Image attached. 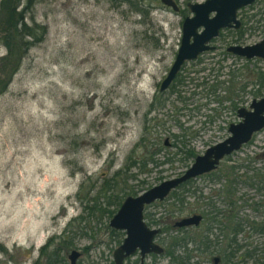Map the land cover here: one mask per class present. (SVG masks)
<instances>
[{"label": "rangeland", "instance_id": "rangeland-1", "mask_svg": "<svg viewBox=\"0 0 264 264\" xmlns=\"http://www.w3.org/2000/svg\"><path fill=\"white\" fill-rule=\"evenodd\" d=\"M174 1L178 12L159 0H34L25 21L43 24L46 33L0 92V264H34L38 248L56 235L62 238L54 242H70L61 253L64 264L70 249L80 253L75 264H110L124 234L112 230L108 221L124 197L181 174L192 161L183 159L185 149L201 154L224 139L227 125L238 120L236 108H247L258 98L253 96L256 84H246L243 91L239 87L247 82L246 67L264 73V64H242L224 55V48L233 38L243 45L264 38V0L238 11L244 28L240 38L221 31L211 42L213 49L181 66L182 85L158 90L178 47L181 21L191 15L185 3L202 0ZM4 53L0 45V57ZM2 65L0 60V73ZM217 81L224 82L213 91ZM141 137L135 156L148 159L154 152L156 164L147 162L142 171L128 165L126 171L125 158ZM259 153L250 166L263 171L264 129L215 170L193 178L188 191L177 190L185 209L181 215L172 198L146 206L144 222L166 228L154 241L165 247L177 232L172 222L189 209H223L216 195L225 182L222 175L233 163L247 164L243 158ZM118 168L124 171L105 194H124L118 205L106 206L94 194L100 177ZM244 171L238 168L233 176ZM235 188L241 216L264 220V189L258 194L241 184ZM246 196L261 202L258 212L243 203ZM84 201L87 211L81 209ZM104 208L112 214L106 215ZM205 225L181 231L197 242ZM212 232L209 238H221L217 230ZM191 246L190 261L210 264L202 249ZM136 259L134 255L125 262ZM166 261L165 256H149L145 264Z\"/></svg>", "mask_w": 264, "mask_h": 264}, {"label": "trees", "instance_id": "trees-1", "mask_svg": "<svg viewBox=\"0 0 264 264\" xmlns=\"http://www.w3.org/2000/svg\"><path fill=\"white\" fill-rule=\"evenodd\" d=\"M33 4L34 0H0V45L5 49V53L0 57V60L3 62V72L0 73V92L6 88L13 74L18 70L21 58L32 46L41 42L46 33V27L43 24L40 25L32 22V24L29 25L25 21V16L31 11ZM245 63H249V61L243 62L242 64ZM245 71L246 75L244 78L247 77L248 79L247 82L239 87V91H243L246 84L254 83L257 86L253 96L260 97L264 73L258 68L255 70L254 68L246 67ZM182 79L180 74L177 73L168 88L172 90L175 85H182L184 83ZM223 82L224 81H217L216 86L211 89L214 91L218 88L217 86ZM219 87L223 89L227 88V86ZM177 91L178 90H176V92ZM153 102L154 96L153 100L148 104L149 107L153 106ZM141 141L142 137L128 152L125 158L124 170L127 171L128 165H131V167L136 166L142 171L147 162L156 164V160L152 157L154 152L149 153L148 159L135 156L136 149L140 148ZM195 155L194 151L188 148L184 150L183 159L185 161L192 160ZM260 156V153L254 156H247L242 159V161H246L247 164H242V162L233 163L228 167V170L225 171V175H222L225 182L221 185L220 189H218L216 195L222 198L224 204L223 209L219 210L213 206L207 208L206 211L202 209L200 211L189 209V213L195 211L202 215L200 227L204 222L206 224L205 228L201 234H197V242L186 236L181 230H177L174 235L170 236L163 251V256L167 257L165 264H196V262L190 261L191 255L189 252L193 249L192 246L191 249L187 247L188 244L192 243L196 245V249L200 248L207 254L206 258H208V260L213 254L217 255L220 261L219 264H264V220H257L246 215L245 217L241 216L240 209H238L235 203L237 199L240 198V196H235V185L241 184L250 187L258 194L264 189V186L261 185V183L264 182V169L262 171L261 168L256 169L250 166V163L257 160ZM165 160H169V158H165ZM187 166L188 165H186V167ZM241 167H244L245 171L233 176V172H236V170ZM122 169L123 168H118L114 170L106 178L100 177L101 186L96 190L94 198L95 196H102L105 199L106 206L118 205L124 193L121 195H118L116 192H112V194L109 195L105 193L109 188H114L116 186L122 175V171H124ZM191 180L192 179L181 183L166 196L167 198H172V202L179 204L175 209L178 215H181L185 209L182 205L183 197H180L177 190H181L182 192L188 191L186 186L190 185ZM96 181L97 180H95V182ZM123 190V188L120 189V191ZM75 198L78 202H81L79 196ZM248 200L249 202H247ZM243 203L249 206L254 212H258V207L262 205L259 200H252L248 196L245 197ZM82 204L81 209L87 211L89 203L84 201ZM104 211H106V215L108 216L113 212L105 208ZM78 217L81 218L82 216L79 215ZM66 228L67 227L62 230V233L67 230ZM213 229L217 230V234L221 236L219 240H217V237L209 238V235L213 233ZM164 230H166V228H164ZM164 230L161 229V232H164ZM60 238H62V236L56 235L49 237L45 243L38 248L37 258L34 264L39 262L42 264H64V257L61 253L71 246L67 239L54 242V240Z\"/></svg>", "mask_w": 264, "mask_h": 264}, {"label": "water", "instance_id": "water-1", "mask_svg": "<svg viewBox=\"0 0 264 264\" xmlns=\"http://www.w3.org/2000/svg\"><path fill=\"white\" fill-rule=\"evenodd\" d=\"M164 6L176 11L173 0H159ZM254 0H203L187 3L192 13L186 16L180 25V39L173 61L158 90L167 89L180 70L183 63L193 61L201 53L212 49L210 41L218 35L220 29L238 27L240 22L237 10L249 5ZM225 50L231 54L244 57L264 58V39L250 45H228ZM237 122L227 125L228 135L209 146L201 154L194 156L190 164L178 176L164 179L135 195H127L108 221V226L124 233L121 243L112 251L113 264H122L123 259L136 250L139 251L140 263L148 253L160 254L162 247L154 241L158 228L149 227L143 220L144 207L162 201L178 185L197 176L215 170L219 162L250 141L252 135L264 129V93L252 98L248 107L239 106L235 110ZM166 144V140L164 141ZM200 214L179 217L173 222L174 227L197 226ZM80 253L71 249L67 254L69 264H75ZM217 255L211 258L213 264L218 261Z\"/></svg>", "mask_w": 264, "mask_h": 264}, {"label": "flooded vegetation", "instance_id": "flooded-vegetation-1", "mask_svg": "<svg viewBox=\"0 0 264 264\" xmlns=\"http://www.w3.org/2000/svg\"><path fill=\"white\" fill-rule=\"evenodd\" d=\"M174 1V0H173ZM203 1V0H202ZM202 1H200V2H202ZM255 1V0H254ZM253 1V2H254ZM196 2V1H195ZM252 2V3H253ZM174 3H175V1H174ZM187 3H194V2H186L185 3V6L187 7ZM199 3V2H198ZM251 3V4H252ZM176 4V3H175ZM251 4H249V5H251ZM249 5H246V6H243V7H241V8H244V7H247V6H249ZM176 6H177V4H176ZM165 7H167V6H165ZM167 8H169L171 11H173V12H178V10H179V7L177 6V10L176 11H174V10H172L170 7H167ZM240 8V9H241ZM187 9H188V11L190 12V10H189V8L187 7ZM240 9L239 10H237V13H238V11H240ZM262 11H264V6H263V8H262ZM237 13H236V16H237ZM190 14L192 15V13L190 12ZM190 15V16H191ZM186 16H184L183 17V19L185 18ZM237 18H238V16H237ZM182 19V20H183ZM238 20H239V22H240V25L238 26V27H229V28H223V29H220L219 30V32H218V35L221 33V31H223V30H226L228 33H232V32H234V33H236L237 34V36H238V38H240L241 37V35H242V33H243V30H244V28H243V26H242V22L240 21V19L238 18ZM182 22V21H181ZM217 35V36H218ZM216 36V37H217ZM215 37V38H216ZM215 38H213L211 41H210V45H211V42L215 39ZM261 39H264V38H261ZM260 39V40H261ZM259 41V40H258ZM253 44V43H252ZM228 45H242L243 46V44H240L239 43V41L237 40V39H231V42L230 43H228ZM228 45H226L225 46V48L228 46ZM248 45H250V44H248ZM212 46V45H211ZM225 48H224V55H226V56H229L230 58H232V59H234V60H240V62H246V61H249V63H257V62H260L261 64H264V58H260V57H252V58H249V59H247V58H244V57H240V56H237V55H234V54H231L230 52H227L226 50H225ZM212 49H213V46H212ZM211 50V49H210ZM206 52V51H205ZM204 53V52H203ZM202 54V53H201ZM200 54V55H201ZM199 55V56H200ZM199 56H197L196 57V59L199 57ZM194 61V60H193ZM188 62H190V61H188ZM186 63V62H185ZM185 63H183V64H185ZM171 84V83H170ZM224 158H226V157H224ZM223 158V159H224ZM148 206V205H147ZM146 207V206H145ZM145 207H144V210H145ZM144 210H143V220H144V218H146V215L144 214L145 212H144ZM191 214H200L199 212H191V213H189V214H187V215H185V216H188V215H191ZM201 215V214H200ZM183 217V216H182ZM175 221V220H174ZM173 221V222H174ZM201 221H202V215H201V220L199 221V223H198V225L197 226H186V227H180V228H178V227H174L173 226V222H172V224H171V226L173 227V228H175L176 230H184V229H187V228H197V229H199L200 228V223H201ZM112 229V228H111ZM112 230H114V229H112ZM116 231H118V232H122V231H120V230H116ZM161 233V230L159 229V232L156 234V236H155V238L158 236V234H160ZM124 234V233H123ZM121 241H122V239H121ZM121 241H119L118 240V245L121 243ZM117 245V246H118ZM162 247V246H161ZM116 248V247H115ZM164 248L165 247H162V252L160 253V254H152V253H148V254H145L144 256H143V259H142V263H140V255H139V251L138 250H136L134 253H132L131 255H129V256H127V257H125L124 259H123V262H122V264H127L125 261L126 260H128L131 256H134V255H136L137 256V259L136 260H134V261H132L131 263H129V264H145V259L147 258V257H154V256H163V251H164ZM71 250V249H70ZM70 250H68V252L66 253V259H67V254L69 253V251ZM114 250V249H113ZM80 256V255H79ZM213 256H215L214 254L212 255V256H210V258H209V261H210V264H213V262H212V260H211V258L213 257ZM78 259V258H77ZM77 259H76V261H77ZM68 260V259H67ZM219 259H218V261L215 263V264H219ZM76 263V262H75ZM68 264H69V261H68ZM110 264H113V262L112 261H110Z\"/></svg>", "mask_w": 264, "mask_h": 264}]
</instances>
